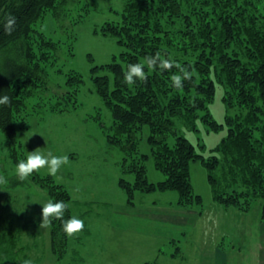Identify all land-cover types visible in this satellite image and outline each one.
I'll list each match as a JSON object with an SVG mask.
<instances>
[{
	"label": "trees",
	"instance_id": "trees-1",
	"mask_svg": "<svg viewBox=\"0 0 264 264\" xmlns=\"http://www.w3.org/2000/svg\"><path fill=\"white\" fill-rule=\"evenodd\" d=\"M59 1L64 0H0V17L10 13L17 18L11 35L5 33L0 23V95H9L12 101L0 106V152L7 144L17 164L24 159L17 153L16 113L24 105L23 98L34 95L33 90L39 87L41 74H47L46 65L53 61L57 49L38 31L40 42L32 40L34 25ZM179 18L184 19L185 32L172 28ZM262 20L255 7L242 0H127L121 20L102 26L101 32L116 37L123 50L113 55L110 62L93 66L90 74L97 94L112 113L109 143L125 155L123 173L135 175L133 181L125 176L119 179L127 203H134L136 191H176L177 205L198 207L202 212L204 200L194 191L191 179V163L200 161L208 171L215 202L241 211H249L255 202H262L264 207ZM157 52L162 59H171L191 72V79H184L182 87H175L171 77L182 73L174 64L170 70L157 67L145 82L137 80L131 86L124 82L129 64L142 63ZM144 70L149 72L146 65ZM83 82L81 73L69 72L65 79L66 96L56 108H76ZM218 86L223 89L227 109L224 124L218 123L210 110ZM198 123H203L208 133L227 128V134L209 156L198 152L183 132L185 128L198 131ZM145 126L150 131L148 143L155 166L166 176L157 183L147 177L145 162L149 155L140 152ZM30 178L52 202L64 201L69 205L64 220L72 216L70 191L39 172L25 181L16 175L9 177L6 186L27 187ZM7 219H11L10 225L17 224L16 215ZM17 225L13 229H22ZM22 226L25 235L31 234L27 224ZM50 237L52 252L62 259L69 242L62 220L52 219ZM21 240L20 232L2 229L0 246L5 259L9 244L14 248L8 264L30 260L24 253L29 243L21 245Z\"/></svg>",
	"mask_w": 264,
	"mask_h": 264
},
{
	"label": "rangeland",
	"instance_id": "rangeland-1",
	"mask_svg": "<svg viewBox=\"0 0 264 264\" xmlns=\"http://www.w3.org/2000/svg\"><path fill=\"white\" fill-rule=\"evenodd\" d=\"M126 1H59L55 8L47 10L34 25L36 31L32 34V40L40 42L41 35L38 33L40 32L47 41L54 42L57 49L54 51L53 61L50 60L49 65H46L47 74H41L39 87L33 90L34 95L23 98L24 105L16 113L15 122L19 142L17 153L24 160L29 152L36 148H40L44 153L50 151L55 156H68L69 162L59 169L56 176L48 174L46 168L38 172L42 177H49L70 191L72 216L84 222L83 231L69 237L68 255L58 264H143L146 261H155L159 257L158 247L161 246V241H155L153 237L144 234H131L126 230L112 240L110 237L113 233L110 234L111 227L108 225L111 222L108 213L111 209L109 205L122 204L127 199L126 192L119 186L120 177L125 176L133 181L135 175L131 172V174L123 173L122 164L125 155L118 146H111L109 143L107 135L108 127L113 122L112 113L97 94L90 71L95 65L110 62L113 55L123 50V46L117 43V38L103 34L101 28L108 21L121 20ZM242 1H247L253 9L255 7V11H258L259 16L264 20V0ZM185 26L184 19L179 18L178 23L172 28L185 32ZM96 30L98 32H95ZM178 36L180 40L183 37L182 34ZM71 71L81 73L84 79L78 94L79 104L76 108L60 111L61 107L56 108V106L61 104L60 99L63 100V96H66L65 79ZM222 97L223 89L218 86L215 98L210 103V110L214 119L224 124L227 109ZM206 130L207 127L203 123H198V131L185 128L183 132L198 152L209 156L227 134V128L209 133ZM149 133L148 126H145L141 132L140 152L149 155L145 162L147 177L151 182L157 183L166 176L156 168L151 156ZM3 139L6 138L2 137ZM1 150L0 171L8 181L9 177L16 175L17 163L12 158L13 151L7 147V144ZM191 179L194 191L203 197L204 215L193 226L188 227L183 235H178L175 246L165 247V250L174 251L177 246H180L184 250L185 258H180L178 263L208 264L200 254L202 250H207L209 245H213L214 248L220 247L224 251L228 264H250V258L248 256L246 259L242 258L230 246L231 238L224 235L232 232V227L239 232L238 217L228 213L234 224L231 227L222 228L228 221L220 219L215 208L217 203L213 198V188L208 181V171L200 161L191 163ZM6 184L0 185V233L2 229L20 232L21 245L29 243L30 234L25 235L26 232L22 226L25 223L30 233L32 230L33 233L38 231L40 243L38 249L34 245V248L30 249L29 244L28 250L24 253L29 257L30 251L37 255V252H47V247L45 251L41 242L43 237L45 240L49 226H40L42 204L50 200L46 191L31 178L27 187L9 188ZM177 197L176 191L156 190L152 193L136 191L134 200L137 204H169L176 201ZM258 203H254L251 212L247 213L248 216L250 214L253 216L254 208ZM15 215L17 224L22 229H13L18 225L8 223L11 219L7 217ZM36 223L38 228L34 227ZM31 225L34 226L31 227ZM122 236H128L132 240ZM80 238L83 244L77 246ZM195 239L199 240V252H194L197 249ZM250 245L251 243L244 244L243 256ZM73 248L78 249L83 258L80 259L79 254L70 252ZM3 251L4 249L0 246V264H8L6 261L9 256L14 255V248L12 249V245L9 244L5 253L6 259ZM46 254L49 255L48 252ZM73 256L74 260H72ZM161 258L162 256L158 258V261ZM164 260L168 259L164 258ZM49 262L51 263L52 259Z\"/></svg>",
	"mask_w": 264,
	"mask_h": 264
},
{
	"label": "crops",
	"instance_id": "crops-1",
	"mask_svg": "<svg viewBox=\"0 0 264 264\" xmlns=\"http://www.w3.org/2000/svg\"><path fill=\"white\" fill-rule=\"evenodd\" d=\"M177 201L178 197L176 201L169 204H137L135 200L133 204H129L127 203V199L123 201L122 204L113 203L112 205L111 203L109 205L111 209L108 212L111 222H109L108 225L111 227L110 234H113L110 238L113 240L114 237H117L120 232L123 233L124 230L127 232L130 231L131 234L139 233L153 237L155 241L158 240L162 242L161 246L158 247V258H160V256H162V258L160 261H158L159 259L157 258L155 261L146 262H153L154 264H182L178 263L177 261H179L180 258H185L184 250H182L180 246H177L174 251H171L172 249L167 251L165 250V247H171L173 245L175 246L178 235H183L188 227H191L193 224L198 222V220L204 215L205 208L203 206L202 212H200L198 207H182L177 205ZM253 207L254 204L249 211H241L235 207H226L217 203L215 208L220 215V219L228 221L222 226V228H225L224 226H227L228 228L234 224L233 219L231 220L232 217L229 215L230 213L238 217L237 227L239 232H237L232 227V232H229V234H224L225 236H229L231 238L230 246L234 248V250L237 251L242 258L246 259L248 256L250 258V264H264V207L262 202H259L257 207L254 208L253 216H250L251 214L248 216ZM34 227L38 228V223H36ZM32 231L29 240L30 249H33L34 247L38 249L40 243L38 236L39 234L38 231L36 233H33ZM122 237L127 238L128 236ZM127 239L132 240L130 237ZM205 239L207 240V238ZM78 243L79 244H77V246H81V244H83L81 238L79 239ZM248 243H251V245L247 249V253H244L245 256H243L242 250L244 248V244ZM41 244L45 251L47 247V252L49 255L47 256V252H37V255L33 251H30L31 254L29 257L31 261L33 258L32 263L37 262L38 264H58L59 261L63 260L68 255L67 251L64 257L59 259L52 252L50 225L49 229L47 230L45 240L43 237ZM195 244L198 250L196 249L194 252H199L200 246L198 239H195ZM70 252H74L76 255H78L80 251L73 248ZM79 255L80 259L83 258L81 254ZM200 255H203V259H206L208 264H228L227 256L224 251L220 249V247L214 248L213 245H209L208 249L202 250ZM164 258L168 260L165 261ZM51 259L52 262L50 263L49 261ZM72 260H74V256L72 257Z\"/></svg>",
	"mask_w": 264,
	"mask_h": 264
},
{
	"label": "clouds",
	"instance_id": "clouds-1",
	"mask_svg": "<svg viewBox=\"0 0 264 264\" xmlns=\"http://www.w3.org/2000/svg\"><path fill=\"white\" fill-rule=\"evenodd\" d=\"M0 23L3 24V29L6 34L11 35L17 27V18L12 14H7L4 17H0ZM175 61L171 59H162L160 52H157L154 56L146 57L142 63L129 64L127 70L124 73V82L129 86L134 85L137 80L145 82L148 74L155 71L157 67L161 70H170ZM145 65L149 70L145 72ZM181 74H175L171 77L173 85L177 88L182 87V80L191 79L192 73L181 67L179 64H175ZM11 97L7 94L0 95V106H7L11 104ZM69 162L67 155L55 156L52 152L44 153L40 148H36L34 151L29 152L26 160H20L15 168V173L20 181L27 180L34 172H38L40 169L46 168L48 174L56 176L59 169ZM7 179L0 176V185L6 184ZM42 221L41 227L49 226L52 219L62 220L63 229L67 236L72 237L79 232L83 231L84 222L76 216H71L67 220H64V213L68 209L69 205L64 201L52 202L49 200L47 203L42 204ZM23 264H32L31 260H24Z\"/></svg>",
	"mask_w": 264,
	"mask_h": 264
}]
</instances>
